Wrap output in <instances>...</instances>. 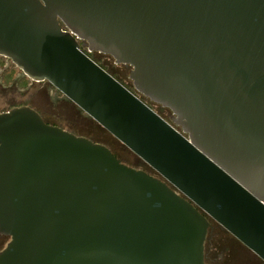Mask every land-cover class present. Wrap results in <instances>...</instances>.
Returning <instances> with one entry per match:
<instances>
[{
    "label": "water",
    "instance_id": "95a60500",
    "mask_svg": "<svg viewBox=\"0 0 264 264\" xmlns=\"http://www.w3.org/2000/svg\"><path fill=\"white\" fill-rule=\"evenodd\" d=\"M0 58L155 174L1 114L0 264H207L209 219L264 263V0H0Z\"/></svg>",
    "mask_w": 264,
    "mask_h": 264
},
{
    "label": "rangeland",
    "instance_id": "374dc122",
    "mask_svg": "<svg viewBox=\"0 0 264 264\" xmlns=\"http://www.w3.org/2000/svg\"><path fill=\"white\" fill-rule=\"evenodd\" d=\"M0 69L11 71V74H6V80L10 83L16 82L11 87H6L5 90L0 88V112L8 111L13 107L30 105L31 108L44 110L47 117L44 104L49 103L52 97L38 84L31 82L23 74L14 67L10 61H0ZM19 88L21 92H19ZM36 97V98H35ZM41 110V111H42ZM51 123L56 124L60 128L70 129L69 122L61 116L59 118L50 119ZM70 125V126H69ZM72 127V126H71ZM122 160L131 167L141 168L138 160L124 148ZM212 249V254L208 258L210 264H264L251 251L244 247L239 241L234 239L226 231L215 225V231L211 242L208 245V251ZM218 257H221L220 259Z\"/></svg>",
    "mask_w": 264,
    "mask_h": 264
},
{
    "label": "trees",
    "instance_id": "16d2710c",
    "mask_svg": "<svg viewBox=\"0 0 264 264\" xmlns=\"http://www.w3.org/2000/svg\"><path fill=\"white\" fill-rule=\"evenodd\" d=\"M99 65L104 71H106L109 75H111L113 78H115L124 87L133 91L132 84L128 79V75H129L128 69L116 66L114 61L111 60L110 58H108L107 62H99ZM145 103L153 111L158 112L159 109L156 106H152L151 103H149L148 101H145ZM43 108H45V112L47 113V117L43 112L44 110L41 109L42 111L41 110L37 111L34 108H32V109L34 111H36L48 125L57 126L56 124L51 123L50 119H55V118H59L62 116L65 119V121L69 122V124L72 126L71 127L69 125L70 126L69 130L62 128L63 130L68 131V132H70L74 135H77L79 137H84V138L90 139L95 143H99V144L106 146L107 148H109L112 151V153L118 159H120L119 156L117 154H115V152L109 147V145L106 144L105 138L107 137L109 139L110 138L112 139L113 137L110 134H108L104 129H102L98 124H96L93 120H91L90 118H88L86 116H84V118H83V116L81 115L82 114L81 111L76 106H74L72 103H70L69 101L64 99V97L58 98V99H55L52 97V100H50L49 103L44 104ZM162 118L170 123V119L165 118L163 116H162ZM89 126L95 127L96 131H98V133L93 134L91 132V130H88ZM125 150L127 152H129L126 148H125ZM129 154L133 155L130 152H129ZM136 159L138 160V162L140 164L139 166L141 168L149 169V171H146L144 169L142 170L140 168L131 167L129 164H127L123 160H121V159L120 160L125 165H127L131 168H134L137 170H142V171H144L150 175L154 174L153 171L147 165H145L138 158H136Z\"/></svg>",
    "mask_w": 264,
    "mask_h": 264
},
{
    "label": "flooded vegetation",
    "instance_id": "af4514ba",
    "mask_svg": "<svg viewBox=\"0 0 264 264\" xmlns=\"http://www.w3.org/2000/svg\"><path fill=\"white\" fill-rule=\"evenodd\" d=\"M91 57L93 59H96L98 60L99 62H107L108 61V57H105L103 55H100V54H97V53H92ZM0 61H7L3 58H0ZM115 66V65H114ZM6 74L10 75L11 74V71H8L6 69H0V88H2L3 90L6 89V87H11L12 84L16 85L15 82H16V78L14 80V82L10 83L6 80ZM19 92H21L20 88H19ZM36 98V97H35ZM150 103V102H149ZM152 106H156L154 104L151 103ZM21 107H30V105H26V106H20V107H13V108H10L8 111H3V112H0V115L3 114V113H7V112H10L16 108H21ZM157 107V106H156ZM159 109V107H157ZM32 109V108H31ZM162 116L165 117V118H168V119H171L172 118V115L169 111L165 110L163 113H162ZM155 175V174H154ZM209 222L211 224V228L208 232V236H207V240H206V249H205V261L207 264H210L208 262V258H210L209 256L212 254L211 250L212 249H209L208 251V245L209 243L211 242V239L213 238V235H214V231H215V225H217L216 223H214L212 220L209 219ZM218 228H220L218 225H217ZM221 229V228H220ZM10 242V238L2 235L0 233V253L7 247V245L9 244ZM219 259L221 257H218Z\"/></svg>",
    "mask_w": 264,
    "mask_h": 264
},
{
    "label": "built area",
    "instance_id": "2783aa9c",
    "mask_svg": "<svg viewBox=\"0 0 264 264\" xmlns=\"http://www.w3.org/2000/svg\"><path fill=\"white\" fill-rule=\"evenodd\" d=\"M82 50H83V52L85 53V55H87L88 57H90L91 59H93V58L91 57L92 54H90V53L88 52L87 48H83Z\"/></svg>",
    "mask_w": 264,
    "mask_h": 264
}]
</instances>
